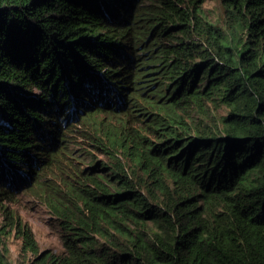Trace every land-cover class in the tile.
Masks as SVG:
<instances>
[{"label":"trees","instance_id":"1","mask_svg":"<svg viewBox=\"0 0 264 264\" xmlns=\"http://www.w3.org/2000/svg\"><path fill=\"white\" fill-rule=\"evenodd\" d=\"M203 3L0 0V264L8 229L28 264H264V182L238 187L264 176V0ZM27 186L62 253L12 204Z\"/></svg>","mask_w":264,"mask_h":264},{"label":"rangeland","instance_id":"2","mask_svg":"<svg viewBox=\"0 0 264 264\" xmlns=\"http://www.w3.org/2000/svg\"><path fill=\"white\" fill-rule=\"evenodd\" d=\"M203 11L210 18H216L221 13L220 0H204ZM37 92L36 89H33ZM69 114L72 116L70 108H68ZM60 143V142H59ZM63 143H60L56 150L62 149ZM67 148H74L71 144L66 145ZM94 152L88 154L93 158ZM57 162L48 164L44 161L40 167L35 171L31 185H36L43 181H52L51 178H56L61 175L60 169H67L66 157L63 155V159L55 157ZM88 163V161H80L75 163L74 169L81 170ZM71 168H69L70 171ZM252 174V173H251ZM264 182L263 175H255L254 177L248 174L240 180L239 188H250L259 185ZM17 188H19L17 186ZM19 211L21 220L31 227L34 232L35 238L38 242V248L40 251L49 250L55 253H62L64 247L60 240L58 228L51 222V215L42 203L37 189L33 186L22 187L17 191L16 201L12 203ZM11 205V204H10ZM4 240L8 244V259L12 264H28L35 258V254L31 251H25L22 248V240L14 230L7 231Z\"/></svg>","mask_w":264,"mask_h":264},{"label":"water","instance_id":"3","mask_svg":"<svg viewBox=\"0 0 264 264\" xmlns=\"http://www.w3.org/2000/svg\"><path fill=\"white\" fill-rule=\"evenodd\" d=\"M128 105L126 94H118L115 101V109L117 111L124 110Z\"/></svg>","mask_w":264,"mask_h":264}]
</instances>
